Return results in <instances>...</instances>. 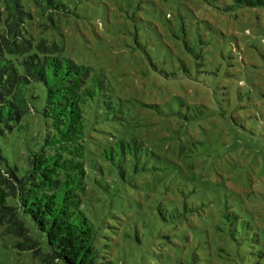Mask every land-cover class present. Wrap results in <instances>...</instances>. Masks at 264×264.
<instances>
[{"label":"rangeland","instance_id":"rangeland-1","mask_svg":"<svg viewBox=\"0 0 264 264\" xmlns=\"http://www.w3.org/2000/svg\"><path fill=\"white\" fill-rule=\"evenodd\" d=\"M61 1L69 13L55 17L53 27L33 0H22L31 14L28 36L63 44L62 55L89 65L120 109L109 120L91 109L88 121L100 130L87 132L86 161L96 167L84 197L106 256L99 264H202L208 253L211 264H236L219 257L214 238L223 237L212 223L240 204L258 227L254 245L264 250V5ZM26 94L30 111L22 126L0 137L18 175L29 153L52 135L41 112L43 84H30ZM130 136L139 144L132 182L118 178L100 156L107 138ZM174 209L196 215L193 225L183 220L175 228ZM18 214L46 250L44 234ZM16 241L0 235V264H42L31 251H19ZM234 251L239 264H264V257Z\"/></svg>","mask_w":264,"mask_h":264},{"label":"trees","instance_id":"trees-1","mask_svg":"<svg viewBox=\"0 0 264 264\" xmlns=\"http://www.w3.org/2000/svg\"><path fill=\"white\" fill-rule=\"evenodd\" d=\"M235 1L236 6L264 5V0ZM33 2L53 27L55 17L69 13L61 0ZM30 16L22 0H0V137H5L7 130L22 126L23 117L30 111L26 88L37 82L45 88L41 112L50 121L52 135L29 153L22 175L10 166L0 148V165H4L0 166V235L14 236L15 247L31 251L42 264H99L106 256L97 242V227L84 208V197L90 170L96 167L88 166L86 161L92 139L88 131L100 130L88 121L91 109L101 113L102 120L117 118L120 109L89 65L62 55L63 44L28 36L26 26ZM105 143L101 158L113 166L118 178L132 182L138 171L137 138L130 136L112 142L107 138ZM19 211L28 215L44 234L46 250L30 234ZM171 211L170 218L176 221L170 222L178 221L175 228L183 220L193 225L190 217L197 218L193 213L187 217L178 209ZM218 217L222 220L213 221L212 226L223 237L214 238L219 257L241 263L242 257L240 261L234 257L240 256V252L234 251L236 248L248 257H264L263 248L254 245V241L259 242L258 227L241 204L226 207ZM209 255L205 254L206 261L203 259L202 264H211ZM192 261L197 262L195 258Z\"/></svg>","mask_w":264,"mask_h":264}]
</instances>
